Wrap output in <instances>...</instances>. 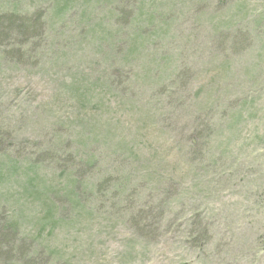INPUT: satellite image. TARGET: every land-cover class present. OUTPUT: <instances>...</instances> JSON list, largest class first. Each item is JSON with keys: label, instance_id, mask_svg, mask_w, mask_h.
<instances>
[{"label": "rangeland", "instance_id": "1", "mask_svg": "<svg viewBox=\"0 0 264 264\" xmlns=\"http://www.w3.org/2000/svg\"><path fill=\"white\" fill-rule=\"evenodd\" d=\"M21 1L45 9L58 34L46 31L49 42L19 60L0 49V127L41 140L37 131H61L51 127L59 108L106 112L97 129L110 134L80 210L49 216L41 192L20 196L21 171L0 176V218L29 200L22 228L53 231L37 254L53 264H264V0H123L121 27L104 0L84 24L80 0L64 1L62 19L55 0ZM110 20L126 41L112 90L93 62L109 48L97 40ZM24 253L2 247L0 264Z\"/></svg>", "mask_w": 264, "mask_h": 264}, {"label": "trees", "instance_id": "2", "mask_svg": "<svg viewBox=\"0 0 264 264\" xmlns=\"http://www.w3.org/2000/svg\"><path fill=\"white\" fill-rule=\"evenodd\" d=\"M64 1L66 0H55L53 3L57 13V6L59 7L60 14H58V17L61 19L63 14L65 16L66 12L70 10V7L66 6ZM104 1L112 6L105 4L107 14H111V17L113 16V19L117 23L115 24L121 27L122 22L120 18L124 17L125 13L121 9L120 1L123 0ZM100 2L101 0H80L79 9L81 14L78 19H80L79 22L81 24L87 22L85 16L90 15L89 7L91 4H99ZM23 3L21 0H0V49L1 52L4 51L7 56L16 60H19L20 54L30 53L32 47L37 49L48 43L49 41L45 35L46 31L52 29L54 35L58 34V31H56L58 26L53 21L45 20L41 17L45 9L38 6V8L29 11L23 7ZM116 10L121 11L118 13ZM111 23L112 20H110V25ZM117 29L118 27L115 28L114 25H111L104 33H100L102 35L97 41L99 44L108 45L109 48L104 57L102 55H95L96 57H93V62L102 67L101 75L103 79L105 78L110 90H112L115 83L114 78L116 77L115 74L118 68L116 67L117 62L115 59L116 43L117 41H120L122 45L126 43L121 36L119 39L118 35L120 32ZM96 33L94 30L90 34ZM122 45L120 48L118 47L119 50H123L124 47ZM130 49L127 46L125 54L131 53L132 50ZM104 52L100 51V54H104ZM111 64H114V67H109ZM110 68L112 72L109 79V77H106L109 74L106 73L108 70L110 72ZM89 87L93 88L91 82H89ZM68 91L72 98L74 95L71 94V89L69 88ZM88 93L77 94V104H82L83 101H86L85 97ZM103 105H101V108L104 109ZM105 109H107V104H105ZM57 112L60 114L59 116H57ZM79 113L80 110L78 111ZM67 114L64 115V112L58 108L56 114L53 116L54 119L57 118L51 127H61V131L51 129V134L45 131H37L38 134L36 135L41 140L39 138L34 140L28 139L25 142L23 140L24 136L18 137L15 132L0 127V137H3L0 138V149L5 148V150H0V176L1 174L8 173H11L13 176L22 171L24 181L20 183L23 190L20 196L33 200L35 193L39 194L41 192L45 202V205L41 204V206L45 208V211H48L49 216H52V214L57 215L58 209L60 207L65 208V206H70V211L73 214L75 209L80 210L81 206H83L84 195L88 188H90L89 191L97 189V183L89 180L93 165H95L96 161L98 162L96 158V146L100 137L107 139V135L110 134L107 131L102 135V129H97L101 125L100 121L104 119L106 112L100 116L96 112L90 117H82L81 114L68 116ZM65 118L70 121L62 124L65 122L63 121ZM44 129L46 130L45 127ZM53 132L54 134H52ZM42 133L43 135H41ZM44 136L46 137L45 141H43ZM88 147L94 148L93 151L87 149ZM43 168H49L50 171L57 170L58 178L54 184H51V177L47 179L38 176V172ZM38 178H43L44 180L40 182V180H37ZM34 181L39 185H34ZM19 202L20 206L14 207L16 203L12 205L13 209L8 211L7 217L0 218V248L7 247L11 251L23 248L25 253L21 258H17L18 261L13 262L16 264H53V260L48 259V256L43 260V257L37 255L39 247L44 244V241L46 242L51 239L53 231L49 230L47 232L48 236L44 235L43 238L41 233L44 231V225L39 227V235L33 232L34 230L23 229V222L25 221L26 225L30 221L29 216H26L27 213H23L30 201L24 200L22 203L19 200ZM2 214L0 212V215ZM58 222L53 223L55 225ZM1 256L0 254V258ZM6 259L7 257L4 261Z\"/></svg>", "mask_w": 264, "mask_h": 264}]
</instances>
